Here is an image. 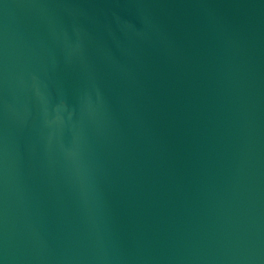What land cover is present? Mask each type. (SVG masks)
I'll return each mask as SVG.
<instances>
[{"label": "water", "instance_id": "95a60500", "mask_svg": "<svg viewBox=\"0 0 264 264\" xmlns=\"http://www.w3.org/2000/svg\"><path fill=\"white\" fill-rule=\"evenodd\" d=\"M0 264H264V0H0Z\"/></svg>", "mask_w": 264, "mask_h": 264}]
</instances>
